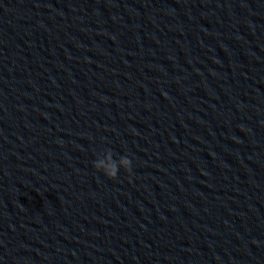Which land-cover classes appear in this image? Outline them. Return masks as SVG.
<instances>
[{"label": "clouds", "instance_id": "9594fccd", "mask_svg": "<svg viewBox=\"0 0 264 264\" xmlns=\"http://www.w3.org/2000/svg\"><path fill=\"white\" fill-rule=\"evenodd\" d=\"M94 167L103 172L109 179H116L119 170L123 168L126 172L132 171V161L127 156H120L119 159H114L112 150H106L94 161Z\"/></svg>", "mask_w": 264, "mask_h": 264}]
</instances>
